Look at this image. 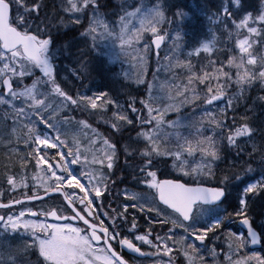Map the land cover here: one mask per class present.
<instances>
[{
	"label": "snow or ice",
	"instance_id": "snow-or-ice-1",
	"mask_svg": "<svg viewBox=\"0 0 264 264\" xmlns=\"http://www.w3.org/2000/svg\"><path fill=\"white\" fill-rule=\"evenodd\" d=\"M42 7L39 0H0L2 119L5 124L12 120V134H16L17 127L27 129L18 136L28 149L19 159L25 168L35 163L37 173L33 179L39 180L30 193L25 191L21 198L7 203L2 199L4 193H0V209L5 210L0 215V229L22 232L26 238L23 253L36 257L34 262L28 260L24 264H128L114 243L141 257L154 256L153 264H178L176 254L183 255V264H207L201 246L207 249L213 238L227 244L228 251L221 253L226 264H264V256L245 252L249 242L264 244V222L257 225L249 217L251 197L264 196V128H254L247 116L240 121L233 116L232 124L227 123L228 112L236 111L239 102L246 99L245 93L257 83L264 86V53L260 52L264 48V0L258 12L254 0H227L217 8L213 18L224 25L228 35L225 48L220 51L224 59L209 57L208 63L197 70L190 58L199 56L201 51L212 52L210 44L203 43L188 53L187 61L177 60L175 65L169 61L165 66L168 71L180 68L188 74L186 81L175 82L178 77L173 73L174 82L160 84L163 96L157 93L155 82H149L145 73L138 70L134 83L146 87L147 99L137 101L129 92L130 98L124 103L107 91L91 95L72 92L56 66L59 49L52 28L59 31L61 27L78 26L83 29L81 36H91L93 43L98 33L113 37L119 41L120 53L131 56L136 61L133 67L139 68L152 45L159 49L167 35L161 34L160 28L166 20L163 5L157 3L147 12L141 5L134 11L117 14L118 21L111 26L99 19L103 0H67L61 9L66 15L57 11L43 20L39 15ZM134 17L139 19V28L132 25ZM146 33L154 39L141 50L137 45L146 39ZM173 39L178 40L179 36ZM86 71L87 64L81 62V70L74 75L79 78ZM125 76L128 78L127 73ZM165 98L167 102H163ZM259 99L264 100V96ZM222 101H226L224 106L218 112L213 110ZM185 106L194 112L199 110L200 119L184 123ZM170 112L177 114L175 120L166 119ZM77 113L84 118H77ZM92 116L101 117L108 125L107 137L91 126L88 118ZM165 125L171 131L163 133ZM65 126L90 130L88 146L82 147L80 135L69 139ZM182 128L190 129L187 135ZM125 132L129 135L121 145ZM257 133L259 144L255 140ZM247 141L253 142L251 152ZM98 142L100 146L96 147ZM232 150L236 158L218 174L220 163ZM121 153L125 156L123 166L118 164ZM257 156L259 161L254 168ZM161 158H170L171 167L192 177L196 186L158 179L154 169L160 163L168 164L167 159ZM129 167L134 180L153 195L145 199L125 189L124 200H113L104 208L103 201L112 187L124 183L123 178L114 179L116 169ZM4 179L12 193L29 188L26 177L17 178L7 166ZM206 182H211L210 186H204ZM232 190L236 191L235 196ZM45 198L59 203L45 209ZM33 201L41 202L40 210L25 207ZM96 201L100 204L96 205ZM16 205L20 206L18 212L13 210ZM209 209L219 211L210 221L202 222L201 217ZM100 210L106 220L101 219ZM130 210H134L131 215ZM234 218L246 227V234L224 232ZM140 220L145 221L146 228ZM72 221L82 222L84 227ZM108 222L110 226H106ZM141 246L153 251L145 253ZM209 251L215 260L219 255L216 248ZM20 255L19 249L0 250V264H18Z\"/></svg>",
	"mask_w": 264,
	"mask_h": 264
},
{
	"label": "trees",
	"instance_id": "trees-1",
	"mask_svg": "<svg viewBox=\"0 0 264 264\" xmlns=\"http://www.w3.org/2000/svg\"><path fill=\"white\" fill-rule=\"evenodd\" d=\"M113 3L116 5L117 10L116 12H120L121 14L124 13L126 8L123 6L122 2L118 0H112ZM154 2L153 0H151ZM150 1V2H151ZM39 2L43 5L39 15L40 19L43 20L45 16L52 17L56 13L55 5L53 4V0H39ZM143 5L148 6V4L144 3L146 0H142ZM175 4H181L183 7H176ZM193 4L196 8H198V12L192 11L190 8H188L186 5ZM221 0H217V4L215 8H211L204 0H175V2L166 9V20L162 23L160 26L161 28V34H167L166 36V61L161 59L160 61L151 60V57L148 60V76L146 79L149 82H156V83H165V82H174L173 81V73H175L178 77V79L175 82H179V79H183L186 81L187 77V70L186 69H180V68H173L172 71H168L165 69V65L167 66L169 61L173 65L176 64L177 60L179 61H187L189 59L188 53L194 52V49L196 47H199L203 43L210 44L212 48V52L210 53H204L201 51L199 56H196L195 54L190 58L192 64L196 67L198 70L202 64H207L209 57L212 59L221 58L224 59V57L220 56V51L225 48V42L228 40L227 32L223 31L221 27H213L209 25L211 20H214L213 14L216 13L217 8L221 6ZM259 10V9H258ZM257 10V11H258ZM194 15H193V13ZM107 13V12H106ZM112 13V12H111ZM111 13H107L109 15H112ZM177 13H180L181 15H177ZM62 15H65L61 11ZM14 15V13H13ZM197 17V19L194 18ZM205 18L208 19V23L204 22L201 24L202 19L205 21ZM195 21H199L198 26L193 28H188L187 25H192ZM39 23V21H37ZM43 27V25H41ZM65 28V31L71 32V30H67ZM66 34V33H65ZM53 35V34H52ZM179 36L178 40H174V37ZM54 37V36H53ZM55 38V37H54ZM72 36L67 35V38L64 40H56V47L59 49L58 51V61L59 64L64 67H69V65H73V67L70 68L69 73L74 76L73 82H70V86L73 85L77 89L72 90L73 93L76 91L80 92H87L89 95L100 92V91H107L110 95L118 97L122 101L128 100L130 97L127 95V93H131L132 96H135L137 101L140 99H147L145 98V92H144V85H140L135 92H133L130 88L125 87L124 85H129L124 80L123 77V71L120 68V63L117 61L114 63L112 67H109L106 60L101 59L99 54H102L103 51L100 48V50H97L98 53H96V49H88L87 50V57H83L81 52H74L70 51L66 48V44L70 41L72 42L73 39H71ZM235 37H233V43H234ZM261 53H264V48L260 49ZM163 52H161L162 55ZM215 53V55H213ZM99 55V56H97ZM120 57V55H119ZM118 57V58H119ZM122 60V59H121ZM81 62H84L87 64V67L89 66L88 71L83 72L82 75L77 78L74 73L81 70ZM98 68V69H95ZM87 74L89 77H87ZM118 75L116 78H114L115 75ZM88 78H90L89 86L87 83ZM81 87L79 88V86ZM69 86V88H70ZM115 87L114 90L112 88ZM132 87V84H131ZM143 89V90H142ZM233 89H235V86H233ZM246 99L241 100L239 102V105L236 107L235 112H228V124H232L233 116L236 117L237 121H240L241 117L247 116L249 118V122L252 124L254 122L253 127H256L255 122L261 117L264 116V100L259 99L261 96H264V86L257 83L254 87H252L250 90H248L245 93ZM166 101V98H165ZM164 101V102H165ZM137 107H141L139 103H137ZM215 108V106H213ZM214 110V109H213ZM217 111V110H216ZM194 113V114H193ZM3 108L0 107V193H4L2 199L3 201H9L11 199H15L18 197H21L22 194L25 191H28L29 193L33 190V187L30 186V180L32 175L36 171L35 163L32 162V165L25 168L21 166V160L19 157L24 156L28 149L25 147L23 143V139L18 140V136H23L27 129H21L17 127L16 134H12V120L9 119L7 121V124L3 121ZM182 114L187 117V119L184 121V123H188L189 121H198L200 119V116L202 113L199 110H195L190 106H185L184 109H182ZM111 113H108V116H110ZM77 118H84L79 113H77ZM177 118L176 113L168 114L166 119H172L175 120ZM89 123L92 127L96 128L98 132H100L105 137L108 136L110 129L108 125L104 124L103 119L99 116H92L88 118ZM207 127V126H206ZM64 131L66 132L68 138L70 139L73 135H77V132L79 135L86 134V132L89 134V131L87 129L81 131L79 126H65ZM171 131L166 126V133ZM181 131L187 135L190 129L182 128ZM210 134V133H206ZM129 133L125 132L124 139L121 140V145H123L124 141L127 140ZM133 137H135V133H131ZM9 137L11 139V146H9ZM258 142H259V133H257L256 136ZM117 139H120V137H117ZM81 144L86 145L85 139H82L81 137ZM248 151L250 152L249 148ZM232 158L233 160L236 158V152L235 150H232L231 152L227 153V159ZM244 158H247V153H244ZM167 159L168 164L167 166L164 163H160L156 169L158 173V177L160 178H170V179H177L184 182H188L190 185L195 184L193 182L192 177H186L182 173L174 170L171 167V160L170 158H161ZM227 159L224 162L220 163L219 169H217V173L219 174L221 169H225L227 167ZM259 161V156L255 159V164L257 165ZM131 163V162H130ZM195 163V162H194ZM237 165H239V161L236 160ZM118 164L123 166L125 164V156L123 153L119 155ZM226 164V165H225ZM5 166H7L9 172L11 174H14L17 178L19 177H26V182L29 184L28 189H17L15 193H12L9 191V186L6 183V179H4L5 176ZM194 166V164H193ZM120 178L124 179V183H118L115 187H112V192L107 196V199L103 201L104 208H108L109 203L113 200H115L116 203H119L121 200H124V196H121L122 192H124L125 189L128 190V192H136L139 195H147L151 192L149 189H145L144 185L138 184L134 178H133V172L132 168H117L116 169V176L114 179L119 180ZM109 185L111 186L112 181L109 180ZM211 182H206V186H210ZM237 193L234 194V196ZM96 204L99 205L100 201H96ZM33 206L35 204H32ZM26 206V205H25ZM115 204H113V207ZM226 207V205H222V208ZM249 207L251 209L249 213V217L257 216V217H263L264 218V211H255L253 210V207L249 204ZM18 207H15L13 210L16 211ZM231 211V208L228 209ZM110 211V209H109ZM134 212V211H133ZM0 213H5V210L0 211ZM139 215V214H138ZM216 214L210 215L208 217V222L210 219H212L213 216ZM238 220V218H234L231 220V226L224 229V232H232L229 228H233L234 226L232 223H235ZM205 222V221H203ZM205 222V223H206ZM141 223V222H140ZM142 225V224H141ZM219 235V234H218ZM24 236H19L18 233H15L13 235L9 233H1L0 232V245L3 246L0 250H17L19 249L21 252V255L19 256L18 264H24L25 261L31 260L35 261L36 257L34 255H31L30 253H23V244L25 242ZM214 238L212 240H209V242L213 243ZM218 244L225 243L223 240L221 242L216 241ZM213 246L209 245L207 249H202L201 255H203L207 261L208 264L211 263V260H209V257L212 256V253L209 251ZM219 249H216V251ZM245 252H250L249 248L245 249ZM249 254V253H247ZM258 255L264 256V244L260 248V250L257 253ZM6 258V257H5ZM182 261V258L179 262ZM223 260L219 258L220 264H224L222 262ZM255 264V262H253Z\"/></svg>",
	"mask_w": 264,
	"mask_h": 264
},
{
	"label": "rangeland",
	"instance_id": "rangeland-1",
	"mask_svg": "<svg viewBox=\"0 0 264 264\" xmlns=\"http://www.w3.org/2000/svg\"><path fill=\"white\" fill-rule=\"evenodd\" d=\"M104 1V0H103ZM137 1V3H138V6L137 5H135V6H133L132 8H130L129 9V4H127L128 6L127 7H125L126 9H128L127 11H134L135 10V8L136 7H140L141 5H143V2H142V0H136ZM151 0H146V2H144V3H146V4H148V6H145V5H143L144 6V11L145 12H147L149 9H151L152 7H153V5H155V4H157V3H160V4H162L163 5V11L165 12V16H166V9L167 8H169L172 4H171V2H172V0H158V2H150ZM258 1V8H257V10L260 8V3H261V0H257ZM67 3V0H62V1H60V2H56V0H53V4L55 5V9H56V12L57 11H61V8L63 7V5L64 4H66ZM117 10V7H116V5L113 3V1L111 2V5H109V6H106V7H103L102 9H101V12L103 13L102 15L101 14H99V19H101L102 21H106V22H108L109 24H110V26L111 25H113L115 22H117L118 21V18L116 19H108L107 18V15H109V14H106V12L107 13H111V12H115ZM258 12V11H257ZM255 14H257V13H255ZM254 14V15H255ZM89 15V17L91 16V13H89L88 14ZM194 18L195 19H197V17H195L194 16ZM164 22V21H163ZM163 22H161V25H162V23ZM204 22H206V23H208V19H206L205 18V21L202 19V22H201V24H203ZM85 23H87L86 21H85ZM231 22L229 21V24H230ZM198 24H199V21H195L192 25H187V27L188 28H193V27H196V26H198ZM132 25H134L136 28H139L140 27V23H139V19L138 18H132ZM160 25V26H161ZM209 25H211V26H213V27H215V26H221V28L224 30V25L222 24V23H219L218 22V20L217 19H214V20H211L210 21V23H209ZM117 31H119V29L117 28ZM225 31V30H224ZM72 36V35H71ZM145 36H146V39H144L143 41H141V43L140 44H138L137 45V47L138 48H140L141 50H143V48H144V44L145 43H148V39H150V37H152V35L150 34V33H146L145 34ZM234 37V36H233ZM82 38L84 39V40H86V41H88L87 42V44L89 45V47L91 48V50L92 49H96L95 51H96V53H98L97 52V50H100V48L102 49V51H103V53L102 54H99L100 55V58L101 59H104V60H106V62H107V64H108V66L109 67H112L113 65H114V63H116L117 61L120 63V68L122 69V71H123V77H124V80L123 81H126L127 83H129V84H132V87H128V85H124L125 87H127V88H130L133 92H135L136 91V89L139 87V86H137L135 83H134V79H135V74L137 73V71L138 70H142L144 73H145V75H146V77L148 76V60H149V58H150V54H151V51L148 53V55H147V57H146V59H145V62L143 63V65H140L139 66V68L138 67H133V65H134V63H136V61H133L132 60V58H131V56H125V55H123V54H121L120 53V47H119V41L118 40H116V39H114L113 37H110V36H108V35H100L99 33L97 34V36H96V40H95V43H93V40H92V37L91 36H88V37H84V36H82ZM162 50H164L163 51V53H162V55L160 56V58H159V60L158 61H160L161 59H163L164 61H166V48H165V46H164V48L162 49ZM153 52V51H152ZM143 54V53H142ZM99 55H97V56H99ZM119 55H120V57H119ZM119 57V58H118ZM122 59V60H121ZM121 60V61H120ZM155 61H157V60H155ZM166 66V65H165ZM88 69H89V66L87 67V71H88ZM95 69H98V68H95ZM165 69H166V67H165ZM128 74V78H126V76H125V74ZM61 75L63 76L62 78H63V80L65 81V82H67L68 81V79H69V75H67L66 73H64V74H62L61 73ZM118 75L116 74L115 76H114V78H116ZM87 77H89V75L87 74ZM117 79V78H116ZM70 83H68V86H70L69 85ZM155 84L157 85V93L158 94H160L161 96H163L164 95V93H162V92H159V85L161 84V83H156L155 82ZM81 87V85L79 86V88ZM115 89V87H113L112 88V90H114ZM145 90H144V94H145V98H147V91H146V87L144 88ZM135 90V91H134ZM143 90V89H142ZM122 101V100H121ZM120 101V102H121ZM165 101V100H164ZM163 101V102H164ZM165 102H167V100L165 101ZM121 103H124V102H121ZM224 103H226V101H222V102H220V103H217L216 105H215V108H213L215 111L217 110V112L219 111V109L220 108H222L223 106H224ZM230 112V111H229ZM172 113H174V112H170L169 114H172ZM252 124L254 125V122H252ZM255 124H256V127H258V128H264V116L263 117H261V118H259L258 120H257V122H255ZM83 130V132H84V130L85 129H81V131ZM162 132L163 133H166V125H165V127H164V129H162ZM79 133H81V132H77V135H79ZM88 136H92V133L89 131V134L86 132V135L85 134H81L80 135V137H82V139H85V141H86V145L85 144H81L82 145V147H87L88 146V142H87V137ZM93 139H96V137H92ZM163 139H164V136L163 135H161V140L163 141ZM255 140H256V143L257 144H259V142H258V140H257V138H255ZM252 141H247V147L249 148V150H250V152L251 151H253V148H252ZM100 145H99V142L97 143V145H96V147H99ZM247 158H248V156H247ZM246 158V159H247ZM255 164V162H253V165ZM45 167H47V165H45ZM74 167H76V166H74ZM36 173H37V169H36V171H35V173L32 175V177H31V180H30V186L31 187H33V190L35 189V187H36V185H38L39 184V180H34L33 179V177L36 175ZM41 178H43L42 177V174H41ZM158 178V177H157ZM257 179H259V177L257 176L256 177ZM144 187H146V186H144ZM147 188V187H146ZM23 189V188H22ZM77 191H79L78 189H77ZM41 192H43V190L41 189ZM121 196H124V199H125V192H122V194H121ZM260 197H261V195H259ZM142 197H144L145 199H148V198H150L151 197V195H149V194H147V195H142ZM253 197V196H252ZM262 200V201H261ZM58 204L59 203V201L57 200V201H46L44 204H43V207L46 209L47 207H49V206H52L53 204ZM260 204H261V206L260 207H258L257 209L256 208H253L254 210H256V211H262L263 209H264V196L260 199ZM41 207H42V205H41V203H39V204H37L36 205V208H33V210H36V211H38V210H40L41 209ZM221 208H222V206H221ZM19 210H17L16 212H18ZM134 211V210H133ZM219 210L218 209H215V210H213L212 212L211 211H207L206 213H205V215L204 216H202L201 217V220H205L206 219V217L208 216V215H210V214H217V212H218ZM252 221H254L255 220V224H260V223H262V222H264V219L262 218V219H258V218H255L254 216H252L251 218H250ZM239 220V219H238ZM237 220V221H238ZM229 223H231V221H229L227 224H229ZM232 225L234 226V227H236V222L235 223H232ZM228 227H230V226H228ZM237 228V227H236ZM230 230L233 232V233H237V234H241V232H240V230H239V232H236V230L234 229V228H230ZM0 232L1 233H3V232H5V231H3L2 229H0ZM5 233H9V234H11V235H13V234H15V233H12L11 231H8V232H5ZM18 233V235L19 236H23V233L22 232H17ZM183 233H181V235H182ZM218 246H217V248L219 247V246H221L222 245V243L221 244H217ZM226 248H227V244H226ZM228 251V249L224 252V253H226ZM247 253H249L248 255H251V253L250 252H247ZM255 253H258V252H255ZM175 258H176V260H177V262H178V264H183V261H184V257H183V255L182 254H176V256H175ZM182 258V261L181 262H179L180 261V259ZM167 259V258H166ZM155 260V259H154ZM211 260V263L210 264H220V262H219V259L217 260V259H210ZM224 264H226V262H225V260H224V258H223V261H222ZM208 264V263H207Z\"/></svg>",
	"mask_w": 264,
	"mask_h": 264
},
{
	"label": "bare ground",
	"instance_id": "bare-ground-1",
	"mask_svg": "<svg viewBox=\"0 0 264 264\" xmlns=\"http://www.w3.org/2000/svg\"><path fill=\"white\" fill-rule=\"evenodd\" d=\"M62 0H56V2H60ZM155 2H158V0H153ZM209 6H211V8H215L216 7V4H217V0H204ZM111 2L112 0H104L103 3H104V7L106 6H109L111 5ZM175 2V0H172L171 4H173ZM176 7H183L181 4H175ZM188 8H190L192 11H196L198 10V8H196L193 4H188L186 5ZM194 11V12H195ZM198 12V11H196ZM193 13V12H192ZM194 15V13H193ZM109 18L110 19H114L116 18V14H112V15H109ZM65 28L67 27H61L59 31H56V29L53 27L52 28V34L53 36L56 38V40H64L67 38V35L71 36L72 35V42H68L66 44V48L69 49L70 51H74V52H81V54H83V57H87L88 53H87V50L90 48L89 45L87 44L88 41L84 40L81 36V32L83 31L82 28H79L78 26L76 27H68L69 30H71V32H67L65 31ZM67 29V30H68ZM66 33V34H65ZM90 78H88V81L86 84H90L89 82ZM71 89L73 90H76L77 88L73 85L70 86ZM122 99V98H121ZM234 160L230 157L229 159H227V166L230 165ZM226 165V164H225ZM254 168L257 167L256 164L252 165ZM236 193L235 190H232V196H234V194ZM263 196H259V195H256V196H253L251 197L250 201H249V204L253 207V208H258L261 206L260 204V199L262 198ZM262 201V200H261ZM254 210V209H253ZM255 213H256V210H254ZM264 211V209H263ZM255 218H258V219H262L263 217H257L254 215ZM264 219V218H263ZM255 222V220H254Z\"/></svg>",
	"mask_w": 264,
	"mask_h": 264
},
{
	"label": "flooded vegetation",
	"instance_id": "flooded-vegetation-1",
	"mask_svg": "<svg viewBox=\"0 0 264 264\" xmlns=\"http://www.w3.org/2000/svg\"><path fill=\"white\" fill-rule=\"evenodd\" d=\"M69 67H73V65H69ZM57 68H59V66H57ZM77 207L79 208V205H77ZM96 207V206H94ZM100 216H101V219L102 220H106L107 218L103 216L102 214V211L100 210ZM90 219V218H89ZM75 223H73L74 225H78V226H81V227H84L83 223L82 222H77V221H74ZM100 221H97V224L99 225ZM106 226H110V222H108V225ZM137 244H139V242H137ZM114 246L116 248L117 251H120L124 254L125 256V259L128 261V264H153V261L155 259L154 256H144L142 258H137V257H133L132 255H130L126 249H121L119 244H115L114 243ZM142 248V251L145 252V253H150L152 252L153 250L148 248L147 246H141ZM167 257H165L166 259Z\"/></svg>",
	"mask_w": 264,
	"mask_h": 264
},
{
	"label": "water",
	"instance_id": "water-1",
	"mask_svg": "<svg viewBox=\"0 0 264 264\" xmlns=\"http://www.w3.org/2000/svg\"><path fill=\"white\" fill-rule=\"evenodd\" d=\"M154 39V38H153ZM162 45H163V41L161 42V47H162ZM160 47V48H161ZM152 48L155 50V51H157V50H159V49H157L156 47H155V45H152ZM54 195H58V194H54ZM46 199V198H45ZM33 202H37V201H33ZM33 202H31V203H33ZM16 206H18V205H16ZM238 225H239V227L241 228V229H243V230H245L246 232H247V229H246V227L243 225V224H241L240 222L238 223ZM249 247H250V249H252V250H254V249H256V248H258L259 247V243L258 244H256V245H252L250 242H249ZM126 251L128 252V253H130L127 249H126ZM131 255H134V256H136V257H140V255L139 254H132V253H130Z\"/></svg>",
	"mask_w": 264,
	"mask_h": 264
}]
</instances>
